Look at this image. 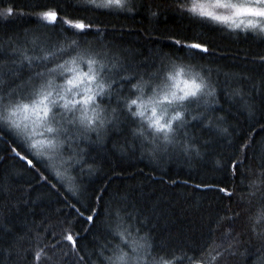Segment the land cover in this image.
Here are the masks:
<instances>
[{
    "label": "snow or ice",
    "instance_id": "snow-or-ice-1",
    "mask_svg": "<svg viewBox=\"0 0 264 264\" xmlns=\"http://www.w3.org/2000/svg\"><path fill=\"white\" fill-rule=\"evenodd\" d=\"M70 7L75 13L99 15L131 14L143 8L152 19L172 10L208 31L250 34L264 41V0H74ZM17 16H34L38 27L0 39V142H6L5 137L11 140L15 145L10 149L11 158H18L37 183L63 196L66 206L73 209L72 219L59 221L60 232L44 218L39 223L32 221L17 236V242L37 241L35 250H28L32 264H205L203 255L189 256L187 246L157 243L151 231H144L151 219L148 210L129 196L104 201L103 195H95L100 208L91 198L86 206L80 200L86 191L83 177L100 172L90 156L93 145L100 146L115 134L124 141L122 152L139 147L152 160L175 152L200 156L199 138L190 134L191 127L209 137L203 140L205 146L222 139L243 156H230L223 164L216 161L225 171L230 167L233 176L249 159L250 149L252 159L260 161L248 184V204L258 198L259 206L247 216L245 232H235L240 212L216 214L210 231L226 230L209 254L210 264H217L225 253L246 255L247 249L239 252L245 234L249 242L255 239L259 243L257 260L264 264V155L258 157L254 148L256 125L236 145V128L226 115H216L223 111V94L233 103L237 98L243 101L241 111L255 118L254 105L245 99L244 85L251 78L224 73L221 82L219 68L199 62L203 54L214 51L200 37H169L181 51L200 54L198 58L155 54L151 61L137 63L125 55L129 50L107 41V28L100 21L65 11L64 0L59 5L37 4L30 9L18 7L15 0H0V21ZM89 36L95 39L88 40ZM251 62L264 67V54L252 56ZM257 87L264 90V79L252 85ZM260 130L264 131V125ZM28 183L29 196L20 198L26 206L35 203L30 195L35 189ZM195 187L216 190L229 199L235 194L218 184ZM69 199L75 202L69 204ZM76 224L86 225L85 234L95 230L92 250L79 243L85 236L75 230ZM10 231L0 223V232ZM15 254H20L19 248ZM12 255L10 250L8 258Z\"/></svg>",
    "mask_w": 264,
    "mask_h": 264
},
{
    "label": "trees",
    "instance_id": "trees-1",
    "mask_svg": "<svg viewBox=\"0 0 264 264\" xmlns=\"http://www.w3.org/2000/svg\"><path fill=\"white\" fill-rule=\"evenodd\" d=\"M73 2L74 0H64L65 11L100 21L101 25L107 28V41L129 50L125 55L137 63L151 61L155 54H169L173 58H186L188 55L199 57L200 54L195 51L192 53H188L187 50L181 51L169 37L182 40L185 37H200L209 41L214 51L203 54L204 59L199 62L214 69L219 68L221 82L225 79L224 73L250 77L251 79L244 85L245 99L255 107V118L250 119L246 111H241L243 101L237 98V102L233 103L227 96L221 94L220 107L223 111H217L216 115H226L228 123L236 128L234 138L236 145L242 142L240 137L247 138L251 126L255 124L257 134L254 148L258 157L264 155V131L260 130V126L264 125V90L259 87L252 88L253 84L259 85L264 79V67L251 62L252 56L264 54V41L250 34L245 37L243 33L235 36L229 35L226 31H208L199 23L172 10H165L155 19L148 17L143 8L131 14L114 12L99 15L75 13L70 7ZM155 2L164 3L165 0ZM15 3L18 7L30 9L37 4L59 5L62 0H15ZM37 27L34 16H17L8 21H0V39L22 34L25 30H34ZM87 39L94 40L95 37L89 36ZM189 131L191 135L199 138L197 146L201 151L200 156L194 153L185 156L175 152L152 160L146 153L142 154L143 150L139 147L135 150L126 148L122 152L120 149L124 147V141L115 134L102 145H93L90 148V156L95 159L100 172L93 177L87 175L83 177L86 191L80 200L81 204L86 206L91 198V203L100 208L95 202V195H103L104 201L129 196L141 208L148 210L151 219L144 231H151L157 243L168 242L178 247L187 246L189 256L200 258L203 255L205 264H210L209 254L221 243V233L226 230L221 229V232L215 234L210 231L213 227L211 221L216 214L223 215L228 210L240 212L241 218L236 221L235 232H245L247 216L254 214L259 206L258 198L253 199L249 206L248 184L253 178L252 172L258 171L260 161L258 158L252 159L250 149L249 159L240 167L238 174L233 176L230 167L225 171L222 166H217L216 161L221 160L223 164L230 156L237 159H243V156L236 153L234 148L228 147L222 139H216L205 146L203 140L209 137L197 127H191ZM4 140L6 142H0V186L3 187V192L0 193V223L11 231L0 232V250H3L0 264H32L31 251L28 250L34 251L37 241L33 239L29 242L25 239L17 242V236L27 231L26 225H31L32 221L39 223L44 218L48 219V223L56 232H60L62 226L59 221L65 217L72 219L73 209L66 206L63 196L58 197L54 190L49 191L42 183H37L33 173L25 171L18 158L12 159L10 149L15 145L6 137ZM173 180L177 183L173 184L171 182ZM29 181L35 189L30 193L35 203L26 206L20 198L23 196L27 199L29 196ZM202 183L218 184L219 187H226L235 194L229 199L224 193L216 190L195 187ZM74 202V199L68 200L69 204ZM84 227L86 225H75V230L85 236L79 243L92 250L96 243L95 230L93 233L85 234ZM241 240L239 252L243 253L247 249L246 255L238 253L236 256H230L225 253L217 264H260L257 260L259 243L255 239L249 242L247 234L243 235ZM44 243H47V240ZM226 246L225 241L224 247ZM17 248L20 249L19 255L15 254ZM10 250L13 251L11 259L8 258Z\"/></svg>",
    "mask_w": 264,
    "mask_h": 264
}]
</instances>
